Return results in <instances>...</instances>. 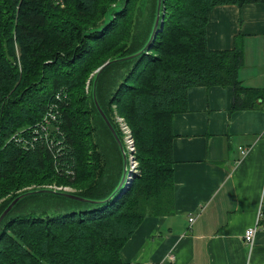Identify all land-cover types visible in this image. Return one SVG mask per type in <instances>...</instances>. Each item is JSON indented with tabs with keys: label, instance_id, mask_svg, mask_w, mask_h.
Segmentation results:
<instances>
[{
	"label": "trees",
	"instance_id": "trees-1",
	"mask_svg": "<svg viewBox=\"0 0 264 264\" xmlns=\"http://www.w3.org/2000/svg\"><path fill=\"white\" fill-rule=\"evenodd\" d=\"M248 2L264 0H162L149 47L102 70L96 101L128 154L116 116L125 120L137 161L127 187L103 201L122 157L92 102L94 70L144 46L157 1L0 0V212L51 183L87 199L21 198L0 222V264H132L119 249L144 217L172 209L171 120L187 89L230 86L231 109L264 101V88L238 80L241 41L225 50L206 41L213 6ZM48 108L55 118L44 122Z\"/></svg>",
	"mask_w": 264,
	"mask_h": 264
},
{
	"label": "crops",
	"instance_id": "crops-1",
	"mask_svg": "<svg viewBox=\"0 0 264 264\" xmlns=\"http://www.w3.org/2000/svg\"><path fill=\"white\" fill-rule=\"evenodd\" d=\"M209 13V50L239 39L238 80L263 89L264 2L215 5ZM233 97L230 86L187 89L185 111L171 120V212L139 222L119 249L124 263L264 264V101L231 109ZM251 226L248 243L242 233Z\"/></svg>",
	"mask_w": 264,
	"mask_h": 264
},
{
	"label": "water",
	"instance_id": "water-1",
	"mask_svg": "<svg viewBox=\"0 0 264 264\" xmlns=\"http://www.w3.org/2000/svg\"><path fill=\"white\" fill-rule=\"evenodd\" d=\"M156 7L154 8V21L152 22V26H151V33L150 36H148L144 46L142 48H140V50L132 52L131 54H128L126 56H121L118 58H112L110 60H106L102 65H99L98 68H96L94 70V78L92 80L91 83V88H92V94H91V98H92V102H94L95 104V109L98 113L99 116H101V118L104 121L105 126L107 127V129L110 130L113 140L114 142L117 143L118 145V150L120 152V156L122 157V163H121V176L118 179L117 182V187H115V189L110 192V194H108V196H106L103 201L107 200L110 198V196H112L114 193H116L119 190H123L125 187H127V183L130 181L131 177H132V172H133V168H131L130 163H132V161L134 160V157L131 155L132 154V150L128 151V154L124 151V145L123 143H121V141L119 140L116 131L113 129V127L110 124V120L108 119V117L103 113V111L101 110L98 101H96V87H95V83L96 80L99 79V76L102 72V70L106 67L109 66L110 64L117 62V61H122L125 59H129L137 54H140V52L146 50L149 45H150V41L153 40L154 35H156L157 30L160 28L161 23L160 21H162V16L163 14L160 13V7H161V1L162 0H156ZM127 147V145H126ZM128 148V147H127ZM129 165V167H128ZM40 193H52V194H57L59 196H65L68 198H73V200L78 199V200H87L85 198L79 197L77 195H73V193H71L69 191V189L67 187H61V189L58 188H54V187H50V186H41V187H37L34 189L28 188L25 191L19 193V195H15L14 197H12L9 201L7 206L5 207L4 210H1L0 212V222L2 221V219L5 217V215L7 214V212L13 208V206L16 204V202H18L21 198L25 197V196H29V195H33V194H40ZM92 201V202H98V201H102V200H88ZM102 201V202H103Z\"/></svg>",
	"mask_w": 264,
	"mask_h": 264
},
{
	"label": "built area",
	"instance_id": "built-area-1",
	"mask_svg": "<svg viewBox=\"0 0 264 264\" xmlns=\"http://www.w3.org/2000/svg\"><path fill=\"white\" fill-rule=\"evenodd\" d=\"M43 118H44V122L45 121H47V122H49V119H54L55 117H54V113L52 112V108H48L46 111H45V113H44V116H43ZM116 118H117V120H120L119 122H118V125L120 126V129H122V131H123V133H124V135H123V139H124V142L126 143V145H127V147H128V151H130V150H132L133 151V149H134V145H133V142L131 141V138H130V132H129V130H128V128L125 126V124L122 122V119L120 118V117H117L116 116ZM39 126H40V128L44 131L45 130V125H43V123H40L39 124ZM135 163H136V161L135 160H133L132 161V163H130V165H131V168H133L134 169V167H135ZM135 170V169H134ZM48 186H50V187H54V188H58V186H53V185H48ZM63 187H65V186H63ZM68 188V187H67ZM59 189H61V187H59ZM69 189V188H68ZM191 217L190 218H188V222H190L191 221ZM255 230H257V228H256V226H251V227H248V228H246L244 231H243V233H242V237H243V239H244V241L245 242H248V243H252L253 242V240H254V233H255Z\"/></svg>",
	"mask_w": 264,
	"mask_h": 264
},
{
	"label": "rangeland",
	"instance_id": "rangeland-1",
	"mask_svg": "<svg viewBox=\"0 0 264 264\" xmlns=\"http://www.w3.org/2000/svg\"><path fill=\"white\" fill-rule=\"evenodd\" d=\"M117 117H119V116H117ZM121 118V117H120ZM122 119V122L125 124V126L127 127V124L125 123V120L123 119V118H121ZM120 120H118V122H119ZM128 128V127H127ZM128 130H129V132H130V134L132 135V133H131V130H130V128H128ZM130 138H131V136H130ZM131 141H132V138H131ZM133 145H134V143H133ZM136 161V160H135ZM136 163H137V161H136ZM136 163H135V167H136ZM51 185H54V184H52L51 183ZM25 214H29V215H31V216H33V215H38V214H41V212H40V210L39 209H37V210H33V211H31V210H22Z\"/></svg>",
	"mask_w": 264,
	"mask_h": 264
}]
</instances>
